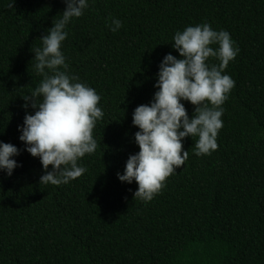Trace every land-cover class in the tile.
I'll return each instance as SVG.
<instances>
[{"label":"trees","instance_id":"16d2710c","mask_svg":"<svg viewBox=\"0 0 264 264\" xmlns=\"http://www.w3.org/2000/svg\"><path fill=\"white\" fill-rule=\"evenodd\" d=\"M10 2L0 0V143L19 155L11 176L0 169V264H264V0H87L60 50L104 115L97 149L77 162L87 171L60 186L39 184L45 170L18 129L37 110L23 97L43 79L33 50L66 4ZM205 23L239 49L222 73L235 86L221 105L218 148L198 157V137L184 138L188 159L144 202L135 181L117 178L139 152L133 112L153 101L164 57L181 59L174 35ZM180 102L191 119L194 106Z\"/></svg>","mask_w":264,"mask_h":264},{"label":"clouds","instance_id":"9594fccd","mask_svg":"<svg viewBox=\"0 0 264 264\" xmlns=\"http://www.w3.org/2000/svg\"><path fill=\"white\" fill-rule=\"evenodd\" d=\"M62 18L52 24L40 38L42 47L35 48L36 71L43 77L30 95L23 97L24 107L37 109L34 115H25L19 140L32 157H39L45 174L39 184L60 186L81 177L87 169L78 166V159L92 154L98 147L93 137L96 122L104 113L97 107L101 97L96 91L67 73L68 65L61 52L67 37L66 25L79 18L88 7L87 0H64ZM14 0L8 7L13 8ZM110 30L122 27L112 18ZM172 47L181 59L168 54L159 65L158 80L150 105L138 106L132 116L135 143L139 152L129 156L120 182L138 185L134 198L151 201L164 187L165 180L188 159L182 141L198 137L195 155H211L218 148L217 135L222 128L221 105L235 81L222 74L239 49L234 47L226 31H214L208 24L189 26L177 32ZM216 44L213 49L210 45ZM216 58L218 65L206 61ZM63 69V70H61ZM47 70V71H46ZM50 73V74H49ZM181 100L190 102L195 110L190 119ZM182 129V130H181ZM182 153V154H181ZM19 155L12 144L0 143V169L12 175L18 165L11 157ZM51 165L52 170L47 171Z\"/></svg>","mask_w":264,"mask_h":264}]
</instances>
